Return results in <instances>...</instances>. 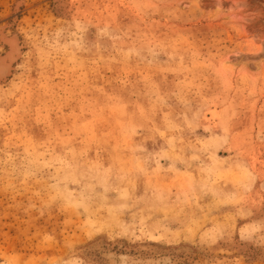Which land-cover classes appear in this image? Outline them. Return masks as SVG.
<instances>
[{
    "label": "rangeland",
    "instance_id": "1",
    "mask_svg": "<svg viewBox=\"0 0 264 264\" xmlns=\"http://www.w3.org/2000/svg\"><path fill=\"white\" fill-rule=\"evenodd\" d=\"M1 28L0 264H264V0H0Z\"/></svg>",
    "mask_w": 264,
    "mask_h": 264
},
{
    "label": "bare ground",
    "instance_id": "2",
    "mask_svg": "<svg viewBox=\"0 0 264 264\" xmlns=\"http://www.w3.org/2000/svg\"><path fill=\"white\" fill-rule=\"evenodd\" d=\"M0 35H1V40L2 41H4L5 43L7 42L11 47H12V49L10 50V52L8 53V55L9 56H6V58L7 57H11L10 56V53H12L13 55H14V57H17L18 55H20V54H18V53H16L17 55H15V51L17 50V47L19 48V46H17L16 44L17 43H15V39H13V38H11V39H9V38H7V37H5L4 35H3V28H1V30H0ZM18 41V40H17ZM16 41V42H17ZM14 60H16V58L14 59ZM12 64V63H11ZM10 67H12L11 65H10V62H9V64L6 66V64H5V62H4V60H0V71L2 72V77H1V79L2 78H5L6 77V75H8L9 73H10ZM4 80V79H3ZM116 260V262H118V263H123V261H124V258H123V256H119V257H117V259H115Z\"/></svg>",
    "mask_w": 264,
    "mask_h": 264
},
{
    "label": "water",
    "instance_id": "3",
    "mask_svg": "<svg viewBox=\"0 0 264 264\" xmlns=\"http://www.w3.org/2000/svg\"><path fill=\"white\" fill-rule=\"evenodd\" d=\"M9 52H10V51H9ZM9 52H8V53H9ZM8 53L6 54V56H9ZM6 56L0 58V60H4L6 66H7V65L9 64V62L13 60L14 55H13L12 53H10V56H11V57H7V58H6ZM0 77H2V72H1V71H0ZM119 256H123V255H119ZM119 256H115L114 258L117 259V257H119ZM123 258H124V261H123V262H126V261H127V258H126L125 256H123Z\"/></svg>",
    "mask_w": 264,
    "mask_h": 264
}]
</instances>
